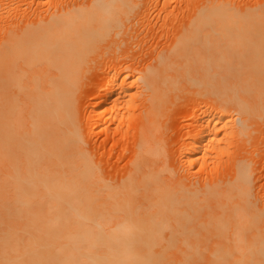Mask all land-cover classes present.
<instances>
[{
  "label": "bare ground",
  "instance_id": "obj_1",
  "mask_svg": "<svg viewBox=\"0 0 264 264\" xmlns=\"http://www.w3.org/2000/svg\"><path fill=\"white\" fill-rule=\"evenodd\" d=\"M0 264H264V0H0Z\"/></svg>",
  "mask_w": 264,
  "mask_h": 264
},
{
  "label": "rangeland",
  "instance_id": "obj_2",
  "mask_svg": "<svg viewBox=\"0 0 264 264\" xmlns=\"http://www.w3.org/2000/svg\"><path fill=\"white\" fill-rule=\"evenodd\" d=\"M182 6H183V4H181V2H179V1H177V6H176L175 10H181ZM178 20H179V23H178L176 29L179 27V25L181 23V13L178 15ZM129 136L131 137V135H129ZM111 172H112V170H111Z\"/></svg>",
  "mask_w": 264,
  "mask_h": 264
}]
</instances>
